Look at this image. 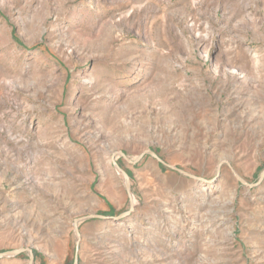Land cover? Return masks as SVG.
<instances>
[{"label": "rangeland", "instance_id": "374dc122", "mask_svg": "<svg viewBox=\"0 0 264 264\" xmlns=\"http://www.w3.org/2000/svg\"><path fill=\"white\" fill-rule=\"evenodd\" d=\"M263 169L264 0H0V252L264 264Z\"/></svg>", "mask_w": 264, "mask_h": 264}, {"label": "water", "instance_id": "95a60500", "mask_svg": "<svg viewBox=\"0 0 264 264\" xmlns=\"http://www.w3.org/2000/svg\"><path fill=\"white\" fill-rule=\"evenodd\" d=\"M147 152L151 153L153 155V157H155L160 163H162L163 165L171 168V169H174L176 171H179L180 173L186 175V176H189V177H192V178H197L196 176L192 175V174H189L175 166H172L170 164H167L166 162H164L158 155H156L153 151L151 150H148ZM121 156L125 157V159H127L128 161H130L131 163H135L137 160L141 159V157L143 156V154H141L136 160H131L129 158L126 157V155L122 152V151H119L118 152ZM117 168L121 171V173L124 175L125 179H126V188L127 190L129 191V194H130V185H129V180H128V175L127 173L122 170L119 166H117ZM233 173L234 175L236 176V178L243 184H246L248 186H253L251 184H248L242 177H240L234 170H233ZM264 177V169L262 170L261 174H260V181L263 179ZM201 180H205L203 178H199ZM130 197H131V194H130ZM131 210H132V207H131ZM130 214V211L129 212H126V213H123L119 216H116V217H107V216H104V215H98V214H89V215H86V216H82L80 218H77L74 220V227H75V231H76V234H77V247H76V254L74 256V261H73V264H78V254H77V250H78V245H79V242H80V233H79V230H78V224L80 221H84V220H87L89 218H101V219H114V220H119V219H122L126 216H128ZM23 252H28L29 253V264H34V261H35V253L33 251L32 248H20V249H16V250H12V251H5V252H0V259L1 258H5V257H11V256H17Z\"/></svg>", "mask_w": 264, "mask_h": 264}, {"label": "bare ground", "instance_id": "6f19581e", "mask_svg": "<svg viewBox=\"0 0 264 264\" xmlns=\"http://www.w3.org/2000/svg\"><path fill=\"white\" fill-rule=\"evenodd\" d=\"M119 174H120V172H119ZM122 177V176H121ZM131 197L133 198V196L131 195Z\"/></svg>", "mask_w": 264, "mask_h": 264}]
</instances>
